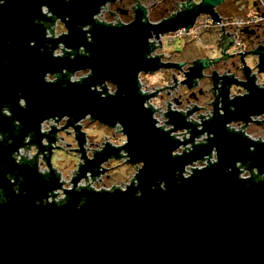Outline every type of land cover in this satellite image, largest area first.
Masks as SVG:
<instances>
[{"label": "water", "instance_id": "water-1", "mask_svg": "<svg viewBox=\"0 0 264 264\" xmlns=\"http://www.w3.org/2000/svg\"><path fill=\"white\" fill-rule=\"evenodd\" d=\"M117 1L6 0L0 6V107L8 106L13 113L11 119L0 113L4 138L0 141V164L4 166L0 167V264H264V144H256V152L246 156L252 142L243 137L250 117L264 114V91L254 87L250 71L244 68L247 83L224 78L225 84L240 83L250 95L233 101V112L227 88L219 89L221 95L213 108L222 104L225 115L217 114L204 124V130L214 132L215 138L182 158L170 157L178 142L155 129L151 112L142 108L145 97L137 94L139 69L179 70L178 64L160 63V57L145 59V53L151 50L147 44L149 32L190 29L201 14L210 15L213 25L221 23L216 8L225 0H202L200 4L188 0L191 7L185 6L158 23L149 20L148 9L139 0H135L134 19L128 24L120 22L113 28L110 23L91 19L93 13L100 14L104 6ZM42 4L53 12L51 17L42 16ZM119 12L127 14L128 10ZM66 16L70 21H64ZM58 18L70 34L60 40H46L45 30ZM222 29L218 46L226 49L233 45L235 34H225ZM92 37L94 42L88 43L86 38ZM31 41L34 47L29 46ZM61 41L73 49L74 60L68 54L63 59L52 58L51 51ZM81 45L90 57L79 55ZM257 53L264 72V46L242 53L241 59ZM231 57L223 55L214 63ZM203 67H207V61L192 62L187 73L188 89H192L194 78L204 79L200 72ZM86 68L93 69L91 78L83 84L68 83L67 76ZM46 72H52L58 82L44 83ZM106 79L118 84L126 96L122 98L118 92L101 99L99 93L89 91L90 86ZM212 79L215 88L223 83L217 72ZM64 84L67 87H62ZM17 93L27 100L26 109L18 106ZM87 112L102 125L110 126L117 120L123 123L130 137L127 150L135 153L131 162L145 163L137 177L139 189H114L112 194L82 190L68 193L69 202L48 204L47 192L60 187L58 178L53 173L45 177V182L35 171V160L16 165L10 154L20 146L28 148V138L44 153L38 127L43 119L64 114L79 119ZM169 116L176 129L186 127L193 137L200 134L185 123L181 114ZM230 120L244 123L241 133L226 131L225 123ZM77 137L82 145L84 137L78 129ZM213 146L219 149V164L195 172L187 181L181 176L178 184L176 171L182 172L187 163L209 154ZM47 153L46 161L51 148ZM96 155L81 169V175L91 169L95 176L101 172L99 164L103 160L120 159L118 150L111 146ZM235 161L249 172L259 167V172L252 173L249 181L238 180L240 168H234ZM228 167H233L231 173H226ZM160 180L166 181L167 192L159 188ZM138 190L143 193L140 197L135 196Z\"/></svg>", "mask_w": 264, "mask_h": 264}, {"label": "clouds", "instance_id": "clouds-1", "mask_svg": "<svg viewBox=\"0 0 264 264\" xmlns=\"http://www.w3.org/2000/svg\"><path fill=\"white\" fill-rule=\"evenodd\" d=\"M65 3H70L71 0H64ZM202 0H192V4H200ZM264 2V0H262ZM6 0H0V6H3ZM180 5L179 10H183L185 6L191 7L192 4L188 3V0H178ZM107 7V6H106ZM40 12L42 16L51 17L53 12L46 4H42L40 7ZM248 19L244 18H233L231 21L226 23H217L215 28L217 29L216 38L212 43H205L200 39V31L197 29H177L174 33H155L153 31L149 32L147 37V44L151 46V50L145 53L146 60H155L156 57H160V63L166 61L174 62L179 65V70L169 69L175 79L166 76L165 70L160 67L150 68L145 70L143 68L139 69L136 73L137 82V94L141 97H145L142 101V108L145 111L151 112V120L154 121V127L158 131H162L167 134L172 140L178 142V146L175 147L171 153L170 157L172 159L182 158L186 154H191L195 151L196 147L207 146L210 141L215 138L214 132H209L204 130L205 122L212 121L217 114L219 116H224L225 112L222 109V105H218L215 109L213 108V100L209 99L210 96H220L221 91L219 89L227 88V100L229 101V107L234 112L236 111L235 105L232 103L237 98H244L249 96V91L246 88H242L240 83H228L225 84L226 77H234L236 81H240V75L230 70V66L223 70H217L215 63L219 61L223 55L227 56H239L242 53L248 52L249 48L242 40L237 38L233 45L222 49L218 46L217 41L219 39V29L228 27L231 25L237 32V37L239 36V29L245 26L253 25H264V16H260L255 9H250L247 12ZM64 21H70V17H64ZM91 19L99 24H111L115 28L121 21L119 14L115 15V18L111 21L102 19L100 14L93 13ZM201 22L205 27H213V21L209 16H202L200 18ZM61 24V19L58 18L54 24L50 25L48 29L45 30L46 40H60L61 36H68L70 34L68 29L63 31L59 30ZM85 31H87L85 29ZM202 31V29H201ZM185 36L191 37L195 40V46L199 49H203L204 55L198 57V59L207 61V67L201 68V76L204 79L194 78L192 84V90L197 94V99L187 100L184 93L180 91L181 88H188L189 85L186 83L188 79L187 73L191 68V63L176 59L172 60V52L174 51L171 42L177 38H183ZM88 43H93L92 40H88ZM30 47L35 46V42H30ZM41 53L42 49H40ZM73 49L68 47L62 41L58 43L51 51V56L53 59H63L66 54H68L69 59H75L72 57ZM79 55L90 57V53L86 48L81 45L78 48ZM7 63V61H5ZM261 64L260 54L257 53L255 56L247 55L244 58L243 63H239L238 67L244 69L245 67L250 71L251 77L254 79L252 83L254 87L259 91H264V72L260 70L259 65ZM87 72L84 73L83 69H79L73 72L71 76H67L68 83L71 84H83L84 80L91 78L94 75L92 68H86ZM211 72H217L220 77L222 84H218L214 90L212 85L206 84L205 80L209 79ZM65 75H67L65 73ZM43 82L46 84H54L58 82V78L52 72H46L43 76ZM243 83H247L244 81ZM62 87H67V84L62 85ZM106 89V91H105ZM201 89H203L204 98H199ZM89 91L97 92L100 94L101 99H106L109 96H116L120 92L121 97H125L126 93L121 92L119 85L111 80H104L103 83L95 84L89 87ZM167 97L166 99L164 97ZM18 106L21 109L27 108V100L22 96V94L17 93ZM179 101V102H177ZM264 106V102H262ZM0 113L4 117L12 118L13 113L9 110L8 106L0 107ZM169 113L181 114L185 123L193 125L195 130L200 133L195 137L192 136V131L188 128L176 129V125L171 123V117ZM264 119V117H260ZM250 119H257V117H250ZM71 122V123H70ZM101 123V120L95 118L91 112L82 114L81 118L76 119L68 114L63 116L55 115L43 119L39 123V133L43 137L40 139L39 144L46 150L41 153L40 148L36 144L31 143L30 139L26 142L30 144L28 148L23 146L18 147V149L12 152L11 159L16 165H21L23 160H35V171L38 175L50 178L54 175L58 178V183L60 187L52 188L47 192L48 204L58 205L61 201L67 200L69 202L68 193L76 192L80 193L82 190H87L94 192L96 194L109 193L112 194L119 189L120 192H127L129 187H136L139 189L140 181L137 178L141 170L145 167L143 161H138L132 163V157L135 153L130 154L127 150V145L130 143V137L125 131L123 123L119 120L115 121L113 125H105L106 128L110 130H105V128L97 127ZM55 129V131H53ZM77 129L80 135L84 137V142L81 145L77 137ZM225 129L227 132L232 134H238L242 132V128L233 120L227 121L225 123ZM51 135V139L49 138ZM243 137L251 141L249 144L245 155L249 153L256 152V144H264V137H258L249 135L247 132H243ZM3 137L0 136V141H3ZM107 146L118 150L119 160L113 161L110 158L103 160L99 164L101 169L100 173L95 176L93 171L87 170L81 175V169L85 167L89 162L96 159L97 153H103ZM51 148V153L49 160H45V156L49 155L47 150ZM83 154V155H82ZM86 157V159H85ZM219 149L216 146L211 148L209 154H205L202 158L194 159L193 161L187 163L183 171L177 170L175 175L179 174V179L177 183H181L180 177L182 176L184 181L192 178L195 172L203 171L210 166H215L219 164ZM116 168L120 165L118 169V174L125 177V181H113L111 183L107 182L106 174L104 169ZM0 167H4L0 164ZM129 168L137 169L136 171L129 174ZM234 168H240V163L238 161L234 162ZM111 170V169H109ZM226 173H231L233 167H228ZM259 167L253 168L251 172L245 171L240 168L237 174V179L241 181L251 180L252 173H258ZM77 177H79L77 179ZM75 181V182H74ZM46 182V180H45ZM159 188L167 192L166 181H158ZM155 185L152 186V190H155ZM142 190H138L135 193L136 197L142 195ZM36 203V202H35ZM77 208L78 205H77Z\"/></svg>", "mask_w": 264, "mask_h": 264}, {"label": "rangeland", "instance_id": "rangeland-1", "mask_svg": "<svg viewBox=\"0 0 264 264\" xmlns=\"http://www.w3.org/2000/svg\"><path fill=\"white\" fill-rule=\"evenodd\" d=\"M142 5H144L148 9V17L149 20L153 23H158L159 21L169 18L173 15V13L178 11L179 5L176 6V2L178 0H139ZM117 3V4H116ZM115 4H108V7L102 12L101 18L106 19L108 21H111L115 18V16L111 13H115V15L118 13V7L122 8L123 10L130 11L129 15H121L119 14L120 21L123 23H130L134 19V12L132 11V7L135 6L136 1L135 0H118ZM157 3V4H156ZM156 4V5H155ZM254 5V0H225V2L217 7V11L220 15H222L223 18H237L247 15V12L251 9V7ZM59 30L63 31L65 30L64 25L61 23L59 26ZM216 29H214L211 33L204 34L202 37V40L205 43H212L213 40L216 38ZM264 36V35H263ZM192 42V41H191ZM174 48V51L172 53L179 54V56L176 59H182V60H189L190 62L195 61L198 59V57L204 55L203 49H199L195 46V41L190 43V41L186 38H178L173 44H171ZM249 50H252L254 47L251 45H248ZM254 56V55H252ZM233 63H236V66H233ZM240 63L239 59H233L227 64H219L218 69L222 70L226 66L232 69L235 73L239 74L240 77H242V72L238 67V64ZM237 67V68H236ZM86 73L87 71H83ZM165 74L168 77H171L172 72L168 69L165 70ZM206 84H210V80H205ZM181 92L184 93V95L187 97L190 90L187 88H181ZM201 99L204 98L203 96H200ZM210 98V97H209ZM97 127L105 128V130H110L109 128H106L105 125L98 124ZM250 135L253 136H259L264 131L261 128H258L256 126L249 127V130L247 131ZM112 160V159H111ZM116 161V160H113ZM120 165H117L116 168H111V165L109 166V169L106 170V180L107 182L111 183L113 181H125L126 178L122 177L118 174V169ZM138 170L129 168V174L132 172ZM110 176V177H107Z\"/></svg>", "mask_w": 264, "mask_h": 264}, {"label": "built area", "instance_id": "built-area-1", "mask_svg": "<svg viewBox=\"0 0 264 264\" xmlns=\"http://www.w3.org/2000/svg\"><path fill=\"white\" fill-rule=\"evenodd\" d=\"M107 7H108V4L106 5ZM106 7V8H107ZM105 8V6L102 8V10H101V12H100V15L102 14V12L106 9ZM251 9H255V11L260 15V16H264V2H262V0H254V5L251 7ZM175 13H177V12H175ZM174 13V14H175ZM202 16H209V17H211L210 15H207V14H201L198 18H197V20H196V22H195V24H194V26L193 27H191L190 29H193V28H195V29H197V31H200V39H202V37L204 36V34H208V33H210L211 35H213L211 32L214 30V29H216L215 28V24H217V23H220V22H216L214 25H213V27H210V28H208V27H205L204 26V24L201 22V20H200V18L202 17ZM221 18H222V21H221V23L223 22V23H226V22H229V21H231L233 18H223L222 16H221ZM237 18H244V19H248V17H247V15H245V16H242V17H237ZM211 19H212V17H211ZM212 21H213V23H214V20L212 19ZM160 22V21H159ZM123 23V22H122ZM260 27H264V25H260V24H258V25H253V26H245V27H243V28H241V29H239V36L237 37V35H236V32H237V30L234 28V27H232L231 25H229L228 27H226V28H224V30H225V34H227V33H229V34H235V35H233V39L234 40H236L237 38H239L240 40H242V35L243 34H247V33H245L246 31H256V30H258V28H260ZM184 29H186V28H184ZM201 29H202V31H201ZM223 29L222 28H220L219 29V39H218V41H217V44L219 45L220 44V42L219 41H221L222 40V38L220 37V36H222L223 34H224V31H222ZM175 32V31H174ZM174 32H170V33H174ZM216 33L215 34H217V29H216V31H215ZM237 37V38H236ZM183 38H186V39H188L189 41H190V43H192L193 41H195L193 38H191V37H188V36H185V37H183ZM178 39V38H177ZM177 39H175V40H173L172 42H171V44H173ZM181 39V38H180ZM228 39H232V37H228ZM192 41V42H191ZM243 41V40H242ZM179 56V54H176V53H172V60L174 61L175 60V58H177ZM232 57H235V56H232ZM236 57H241V54L239 55V56H236ZM165 64H168V63H174V62H170V61H166V62H164ZM176 64V63H175ZM191 66H192V63H191ZM226 68V67H225ZM224 68V69H225ZM240 69V68H239ZM164 70H167V69H164ZM176 70V69H175ZM223 70V69H222ZM230 70H232V69H230ZM241 70V72H242V70L243 69H240ZM212 76H213V72L212 73H210V78H212ZM173 77V75H171V78ZM173 79V78H172ZM240 80H242L241 79V77H240ZM220 82H222V81H220ZM219 84H221V83H219ZM180 91H181V89H180ZM165 99L167 98L166 96L164 97ZM177 102H179V101H177ZM244 125H241L240 124V127L242 128ZM243 129V128H242ZM246 132H247V130H246ZM248 133V132H247ZM249 134V133H248ZM250 135V134H249ZM28 140H29V138H28ZM112 160H114V159H112ZM101 170V169H100ZM245 171H247V170H245Z\"/></svg>", "mask_w": 264, "mask_h": 264}, {"label": "flooded vegetation", "instance_id": "flooded-vegetation-1", "mask_svg": "<svg viewBox=\"0 0 264 264\" xmlns=\"http://www.w3.org/2000/svg\"><path fill=\"white\" fill-rule=\"evenodd\" d=\"M118 2V1H117ZM177 3V5H179V3H178V1L176 2ZM111 4V3H110ZM115 4V3H114ZM117 4V3H116ZM119 9H122V8H119L118 7V13L119 14H121V12H119ZM178 10H179V8H178ZM216 10H217V8H216ZM132 11L134 12V10H133V8H132ZM178 12V11H177ZM218 12V11H217ZM112 14L115 16V13H113L112 12ZM130 14V11H128V13L127 14H121V15H129ZM174 14V13H173ZM134 15H135V13H134ZM220 16H222V15H220ZM162 21V20H161ZM125 24H128V23H125ZM246 33V32H245ZM264 27H260V28H258V30H256L255 31V34H243L242 35V40H243V42L246 44V45H251V46H253L254 48L252 49V50H249L248 52H250V51H253L254 49H256V48H259V47H262V46H264ZM246 53V52H245ZM244 54V53H243ZM233 59H239L240 60V63H243V61H244V59H241V57H231L230 59H228V60H226V61H221V62H219V63H217V64H215V66H216V68H217V70H219L218 69V66H219V64H222V63H224V64H227V63H229L231 60H233ZM187 61V60H186ZM188 62H190L189 60H188ZM190 63H192V62H190ZM233 66L235 67L236 66V63H233ZM227 67V66H226ZM237 68V67H236ZM212 73V72H211ZM241 79L242 80H240V82H244V81H247V76L245 75V73H244V69L242 70V77H241ZM209 80H210V85H212V87H213V89L215 90L216 88H215V86H214V83H213V79L212 78H210L209 77ZM242 88H245V87H243L242 86ZM188 89V88H187ZM190 90V89H189ZM201 91L203 92V89H201ZM201 91H200V94H199V98H200V96H203L204 95V93H202L201 94ZM221 91V90H220ZM185 98L187 99V100H195V99H197V94L191 89L190 90V92H189V94H188V96L186 97L185 96ZM216 98H217V96H215V95H213V96H210V98L209 99H212L213 100V103L216 101ZM220 105H222V104H220ZM254 117H257V119H252V121L249 123V125L247 126V128H246V130L248 131L249 130V127H251V126H256V127H258V128H261L263 131H264V119H261L260 117H264V114L263 115H260V116H254ZM238 125H240V123H237ZM241 125H244V123H241ZM0 136H2L3 137V135L0 133ZM258 137H264V133H262L261 135H259Z\"/></svg>", "mask_w": 264, "mask_h": 264}]
</instances>
